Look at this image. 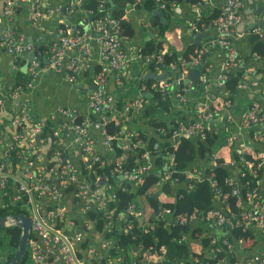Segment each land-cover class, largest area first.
Segmentation results:
<instances>
[{
  "label": "built area",
  "instance_id": "built-area-1",
  "mask_svg": "<svg viewBox=\"0 0 264 264\" xmlns=\"http://www.w3.org/2000/svg\"><path fill=\"white\" fill-rule=\"evenodd\" d=\"M26 1L33 3L32 15L37 19L54 17L58 20L54 40L43 48L40 57L36 55L27 63L28 82L24 86L18 85L11 89L10 96L0 88V111L8 112V125L13 128L11 132L8 129L6 134L0 127V197L4 206L8 203L10 206H17L22 210L21 214L32 219L26 264H125L123 257L126 254L130 260L127 264H136L137 258L144 262L158 261L165 253L164 245L144 246L141 242L132 243L127 251L119 249L112 253L110 248L113 241L104 238L103 232H96L99 237L90 242L86 236L92 232L93 224L86 217L87 211L103 213L106 232L111 228H119L126 233L131 231V239L135 242L141 235L152 232L158 222H163L167 229L174 225H187L193 227L195 231V221L199 218L226 230L237 227L243 230L249 228L264 230V188L260 189L258 186L264 153L256 151L253 147L264 144V71L258 78L255 76L246 78L244 74L241 75L233 89L226 86L228 76L243 64V59L238 56L233 44L240 36L237 24L242 18L243 0H223L215 7L218 8L219 14L211 20L209 26L199 20L203 15L211 13L213 9L210 7L211 0H198L188 5L187 10L178 13L176 11L164 13L162 10H166V3L158 2L157 8L163 12V16L165 14L164 17L174 26L186 27L191 38L201 32H211L210 36L201 38L200 43L192 48L188 58L176 54V60L165 67H162L161 51L158 50L142 59L138 53L139 46L130 44L126 47L125 44L131 40L120 36L118 21L109 14L91 22L88 15L93 14V10L81 9L84 12L75 22L65 23L63 18L77 12L74 7H70L62 14V6L69 0L62 2L4 0L1 9L3 17L9 21L14 15L15 6ZM105 1L100 0L98 9L104 8ZM81 2L74 0L77 8H81ZM171 5L180 7L174 3ZM77 21H80L81 25L78 26ZM141 26L146 29L144 33L148 34L147 19L141 22ZM84 27L91 28L92 32L90 29L85 30ZM252 31L259 36L264 35L260 26L253 27ZM94 32L97 34L96 37L93 35ZM0 35V47L14 59L35 52L34 45L25 42L11 23L1 27ZM67 50L74 53L66 55ZM213 50L222 52L221 68L216 74L213 72L215 65L206 59V54ZM94 53H97L99 63L97 70L92 64ZM132 53L137 54L143 67H147L148 71L160 74L167 69L174 72L175 77L153 79L150 85H140L138 95L127 102L125 112L120 114V110L115 109V95L108 91L107 86L113 83L117 88L132 79L130 72ZM251 55L256 58L262 57L256 52H252ZM43 58L47 59L46 64L41 63ZM147 61L153 62L152 68L148 66ZM44 67L62 74L69 84L78 83L81 73L93 72L91 79L96 88L88 91L86 95L87 114L84 118L79 116L80 121L75 117V108L61 105L51 115L53 117L45 122H37L31 117L30 103L23 99L22 94L32 89L35 78ZM15 68L17 66H14ZM191 71L199 73L197 86L201 92V96L192 106L189 102L186 104L183 101L184 95L189 92L188 88L195 85L189 76ZM141 73L140 77L143 76ZM150 89L167 96L171 103L169 111L159 109L154 118L159 124L157 126L159 133L162 136H169L173 149L178 145L177 138L181 136L196 139L204 137L207 131L213 130L214 133L213 123L220 113L230 112V108L238 101L237 98L242 92L250 94L248 100H244L245 106L240 122L236 124L235 129L225 127L224 140L220 145L221 151L227 155L221 156L225 167L235 168L237 176L244 177L248 174L250 178L239 183L234 176H227L224 183L230 190L223 192L212 174L208 177V183L216 205L200 214L174 213L170 207L164 206L152 219L147 220L143 216L142 206L136 201L128 202L123 209L116 210L115 189L124 190L122 182L133 186H139L143 182L147 173L154 169L153 152L159 149L157 142L153 144L152 149L145 148L135 158L131 168H124L123 156L120 155L114 156L113 165L109 167L107 174L98 172L107 165V159L102 158L96 151L95 136L90 131L91 127L98 129L105 151L109 150L112 137L104 128L106 118H112L118 124L127 123L134 116L143 115L147 103L145 97L148 98ZM11 100H14L13 105H10ZM92 116L95 119H92ZM226 119L229 120V116ZM44 124L48 125L49 136L53 137V142L69 138V147L48 150V147L41 144ZM125 133L126 136L131 134L130 129L126 128ZM218 135L220 137L221 133L215 134L211 146L218 141ZM127 139L126 137L123 140V150L127 148ZM58 143L61 144L60 141ZM138 145L143 144L138 141L132 147L136 149ZM16 147L19 148L15 152L19 159L14 162L12 153ZM45 148L47 152L44 151ZM166 155L169 157V165L161 172L156 185L166 181L178 182L189 191L194 187L193 179L206 178L203 175L204 167L201 165H188L182 171L185 177L183 182L179 181L178 177L171 178L174 172L173 161L170 152L166 151ZM246 155L251 158H247ZM215 158H218L217 151L212 150L209 159L214 163ZM103 178L106 179V183L102 182ZM251 180H256V185L249 186ZM232 197H236V204L238 201H244L246 207L238 206L240 211L231 217L228 214V200ZM129 217L135 223L128 220ZM203 234L195 231V241L199 240L200 243ZM208 236L209 245L202 246V252H195L196 255L191 258L192 264L206 263V260L211 258H214V264H231L230 253L236 238L230 241L226 235ZM178 241L194 243L186 234H181ZM244 264H264V249L251 254Z\"/></svg>",
  "mask_w": 264,
  "mask_h": 264
},
{
  "label": "trees",
  "instance_id": "trees-1",
  "mask_svg": "<svg viewBox=\"0 0 264 264\" xmlns=\"http://www.w3.org/2000/svg\"><path fill=\"white\" fill-rule=\"evenodd\" d=\"M81 8H77L74 4V0H69L67 4L62 6V14L66 12L70 7H74V10L79 12L81 9H92L93 14H89L88 17L91 19V22L94 20L102 17L105 14H109L113 19L118 21L120 36L127 37L129 40H133V38L137 37V30L136 24L134 23L133 19L128 17L127 10L128 8L133 5L139 10H143L144 12L148 13L150 16L148 18L149 26L147 30L150 32V37L148 40L144 41L140 48L138 49V53L141 55L142 59L147 57L148 55L154 54L158 50L162 52L163 60H162V67L167 66L168 64L174 62L177 58V55L172 50H169L167 44L165 43V36L166 31L170 30L171 24L168 20V23H164L161 21L160 17L153 13V10L157 7L156 0H111L113 5H110L109 0L104 2V8L98 9V4L100 0H81ZM158 2H165L166 3V10H162L164 13H171L176 11L178 13L179 8L183 10L186 9L187 5H191L196 3L198 0H157ZM171 3L176 5H180V7L176 8V6H172ZM79 6V7H80ZM180 12V11H179ZM219 14L218 8H213L211 13L208 15H203L199 22H204L205 25L209 26L210 22L213 18L217 17ZM87 17V18H88ZM77 25H81L80 21H77ZM210 29V27H209ZM146 30V29H144ZM211 30V29H210ZM264 31V27L262 29ZM246 38L248 40L249 46H251V52H256L262 56H264V37H260L258 34L251 32V30L247 33ZM198 43L190 42L185 49L182 51V56L184 58H188L189 52H191L192 48L196 46ZM35 53L38 57H40V52L43 50L44 47L39 45H35ZM264 58V57H263ZM18 65L20 66L16 76L15 82L11 89L14 87L21 85L24 86L29 77L27 73H23L21 67L24 64V61H17ZM41 63L44 64L43 59H41ZM148 63V61H147ZM148 66L152 68L153 62L148 63ZM98 67L95 68L97 70ZM243 67L239 65L236 69L233 70L232 74L228 76L226 80V86H232L239 78L241 73L243 72ZM154 81L153 79L145 78L144 76L140 77V85H150V83ZM236 84V83H235ZM108 91L111 92L110 87H108ZM147 103L143 110V115L134 116L136 118H148V128H152L153 133L157 134V136L153 134H148L141 130V128L137 127L135 124V119L132 118L130 122L127 123H118L116 124L112 118H106V122L104 124V128L108 135L112 137L110 140V151L113 156H123V166L124 168H131L134 164L135 158L145 150V148L152 149L154 143H158L159 149L153 152V167L154 169L149 171L147 175L144 177L143 182L139 184V186L134 187L132 184H127L122 182V187H125L124 190L120 188H116L114 193L116 194L114 200V206L116 210L123 209L128 202H148L151 206V217L152 219L157 210L164 206L170 207L174 213H184L186 215L189 214H200L204 210L215 206L216 202L213 197L211 188L208 183V177L213 174V178L216 179L218 186L222 189L223 192H227L230 188L224 183V179L227 176H232L234 173L225 167L223 160L221 159V154H218V158L214 159V163H212L209 159L210 154L212 153L211 145L214 143L215 134L213 130L207 131L204 137L199 138H187L181 136L177 138L178 145L176 148L171 147V141L169 136H162L159 133L157 124L155 122V116L157 115V110L163 109L169 111V100L167 96H163L161 93L156 91L155 89H150V93L147 96ZM121 99H115V109H121ZM92 119H95L92 116ZM78 121L81 119L76 118ZM134 119V120H133ZM151 121H153V125H151ZM128 123H132L128 125ZM130 127V133L128 136L125 134V130L127 127ZM127 148L124 150L122 146L124 145L123 140L125 138ZM138 141L142 142V146H136V149L132 147L133 144L137 143ZM19 149L16 147L14 152L12 153V160L18 161V157L16 156V151ZM166 151L171 153L173 166L172 169L174 172L172 173L171 178L178 177L179 181L183 182L184 174L182 171L188 165H201L204 167V177L203 179L195 178L193 179L194 187L191 190H186L183 186L182 188H176L175 192V200L172 203H162L156 197L155 193L151 191L153 187H155L156 183L159 181L160 176L156 175L157 171H163L164 162H167L169 165V157L166 155ZM108 154H104L103 158L107 159V165L104 166L102 169L98 170V172L102 174H107L109 167L113 165L114 157L107 156ZM247 158H251L249 155H246ZM260 159L257 161L259 162ZM255 164L257 162L253 160ZM161 175V174H160ZM250 175L246 174L244 177L235 176V179L241 183L247 181ZM256 180H251L248 184L249 186L256 185ZM113 184V182H111ZM172 184H181L178 182H171L166 181L164 184L161 185L160 190L165 193H172ZM26 198V196H24ZM139 199V201H138ZM71 202V201H70ZM229 212L228 214L232 217L240 211L239 207L236 204V197L229 198ZM22 212V210L17 206H10L8 203L7 206H0V217H4L10 214H18ZM145 213V212H144ZM86 217L89 219L90 223L93 224L92 232L87 234L86 238L93 242L96 240L95 233L96 232H103L104 238H109L113 241L112 246L110 248V252L115 253L119 249L127 251L128 247L132 244L142 243L144 246H148L149 244H153L157 247L164 245L165 246V253L158 261H151V262H144L141 261L139 258L136 259V264H192L191 258L196 255V253L190 248L188 242H179L178 239L181 234H186L189 237V240L194 239V229L193 227L186 226H179L174 225L167 229L163 222H158L157 227L148 234L141 235L137 241H133L131 239V231L128 233L124 232L121 229H114L111 228L110 231H105V219L103 218L102 212H92L87 211ZM146 215V214H145ZM149 217V216H148ZM133 223L135 221L132 218H128ZM125 223V220L122 221ZM226 230V229H225ZM0 231L4 232L6 239L8 241L9 246L11 247V252L7 256V259L3 264H8L10 259L13 256L14 250L18 245L19 238L21 235V228L16 225H10L4 228H1ZM228 231V232H227ZM226 236L230 241H233L235 238L240 239L242 241H246L247 239H253L254 234L249 230H243L241 227H237L236 229H228L226 230ZM210 238L209 236H204L200 238V244L203 247H207L209 245ZM192 250V251H191ZM28 261V253L26 252L22 264H26ZM123 262L125 264L129 263L130 260L127 257V254L123 257ZM202 264H214V258L210 260H206V263L203 262Z\"/></svg>",
  "mask_w": 264,
  "mask_h": 264
},
{
  "label": "crops",
  "instance_id": "crops-1",
  "mask_svg": "<svg viewBox=\"0 0 264 264\" xmlns=\"http://www.w3.org/2000/svg\"><path fill=\"white\" fill-rule=\"evenodd\" d=\"M3 1L0 0V29L1 27L12 24L14 29L18 32L20 37L24 38L25 42L32 43L34 45V51L36 49L35 45H39L41 47H46L47 44L52 42L54 40V37H56L55 33V27L57 26V19L53 17V19H37L35 16L32 15V6L33 3L26 1L19 3L14 8V15L12 18L7 21L1 12ZM55 2H62L65 0H54ZM223 0H211V8L218 7L220 3H222ZM43 6V3H42ZM188 5L185 10H187ZM261 8V9H260ZM179 8V11H185ZM128 17L130 19L132 18L134 23L136 24V30H137V37L133 38V40L126 43V47L132 44V46H141L142 43L149 39L150 33L145 34L144 29L141 26V22L145 21L149 18V14L144 12L142 9L139 10L136 7L133 8V6H130L128 8ZM208 14V13H206ZM166 17V15L164 14ZM69 17L74 18L73 21L69 19ZM164 17V18H165ZM183 17V16H182ZM59 19V16H57ZM78 18L77 14L73 15H67L64 19V22H75ZM166 19V18H165ZM260 20H262V24H260ZM171 24L170 30L166 31L165 36V43L167 46L172 49L173 52H175L177 55H181L182 51L185 49V46L190 44V42H195L194 38L197 36H194L191 38L189 32L187 31L186 27L181 26H174ZM255 26H260L262 29L264 27V1L261 0H243V7H242V18L240 22L237 24V32L240 34L238 38H236L233 42L234 47L238 53V56L243 59V64L241 66L243 67V72L241 75L244 74V77H260L263 74L264 71V56L261 58H256L253 55H251V46L248 44V40L246 38L247 33ZM181 28V29H179ZM89 29V28H87ZM92 32V29L89 30ZM205 36H210L211 32H204ZM255 33V32H253ZM93 35L96 37V32L93 33ZM146 36V38L144 37ZM264 37V35L260 36ZM1 39V35H0ZM201 40V39H200ZM196 43V42H195ZM200 43V42H199ZM74 52L72 50H67L66 55H72ZM29 54V53H28ZM28 54L24 56H20L17 59L12 58L9 54H7L3 48L0 47V88L3 89L4 93H6L8 96H10L9 92L11 91V88L15 82V76L19 69V65L17 61H24L23 66L21 67V70L23 69L24 65L26 64L28 60ZM206 59L213 63L215 65L214 67V74H216L222 64V52L219 50H213L212 52L206 54ZM44 64L47 63V59L43 60ZM92 64L94 66V69L98 67V61H97V53H94L92 56ZM14 66H17V68L14 69ZM23 73H26V71L22 70ZM168 74L171 73L173 75L168 76L167 78H173L175 77V73L169 70H164ZM130 72L132 73V79L130 81H125L121 86L115 88L114 84L111 83L108 87H110L111 92L115 95V98L121 99V109L120 114L124 113V107L126 106L127 102L138 95L140 90V73L143 72V76H145L148 73H151V71L147 70V67H143L141 59L137 56V54L132 53V60H131V66H130ZM148 72V73H147ZM163 72V71H162ZM161 72V73H162ZM93 72H83L79 75L78 83L69 84L65 77L50 69H45L40 73V75L35 78L34 84L32 89L28 90L27 92L23 93V99L27 100L30 104V115L33 119H36L37 122H45L52 118V114H54L56 108L61 106H66L70 108H75L76 110V118L85 117L87 114V93L92 89V85L88 82L83 81L85 77H89L91 82H94L91 79V75ZM240 75V76H241ZM213 78V77H212ZM112 81V79L110 78ZM238 81V80H237ZM236 81V82H237ZM235 82V83H236ZM235 83L232 86H228V88L233 89L235 86ZM78 86L86 89V91H83ZM189 92L184 95L183 101L186 102V104H189L192 106L193 103L201 96V92L199 91V86H190ZM169 97H172L171 95H168ZM250 96V94L241 93V95L237 98L238 101L234 102V105L230 108V112H222L217 117V119L213 123V129L214 134L221 133V136H217L218 141L211 146L212 150L214 152L217 151V155L221 154L222 156L227 157V155L221 151L220 145L222 144L224 140V133H225V127L230 129H235L236 124L241 120V114L243 107L245 106L244 100H248L247 98ZM236 99V98H235ZM174 101V99H172ZM14 104V100L10 101V105ZM171 107V103L169 105V108ZM11 111V110H9ZM8 112L0 111V121L1 123H4L6 125L9 124L8 121ZM5 116H7L5 118ZM227 116H229V120H227ZM136 118V117H132ZM131 118V119H132ZM57 119V117H56ZM130 119V120H131ZM133 119V120H134ZM231 121V123H230ZM130 122V121H129ZM0 123V124H1ZM149 120L148 118H136L135 124L137 127L141 128L142 131L147 132L148 134H153L157 136V134L153 133L152 128H148ZM4 124H1V129L7 134V130L9 129V132L13 130L11 126H3ZM132 123H128L130 125ZM153 121H151V125H153ZM127 128H130L129 126ZM91 133L95 136V144H96V151L99 152V155L102 156L104 154H108L107 156H112V153L109 150L105 151L104 145L102 144V140L100 138L98 129H95L91 127L90 129ZM50 129L47 124H44L42 127V138L43 144L45 147H48L47 149L50 150L51 148H54L55 150L62 149V148H68L70 145V139L69 138H63L62 140H56L53 142V137L49 136ZM7 138H10L7 136ZM58 141L61 142V144L58 143ZM52 142V143H51ZM254 149L256 151L264 153V144H257L253 145ZM44 151L47 152L46 148ZM200 166V165H197ZM228 169L231 171V173H234L232 176H237V170L232 167H228ZM103 183H106V181H102ZM164 184V183H163ZM133 185V184H132ZM162 184H157L155 187L151 189L153 193H155V197L162 203H172L175 200V192L176 188H182L183 184H172L173 186L172 193H165L160 190ZM258 186L260 189L264 188V160H263V166L261 170V177L260 181L258 182ZM136 187V186H134ZM139 201V199H138ZM137 202V201H136ZM142 206L143 210V216L145 219H149L151 216V206L148 204V202H137ZM0 206H4V202H2V199L0 197ZM237 206L246 207V204L244 201H238ZM145 212V213H144ZM146 214V215H145ZM149 216V217H148ZM196 230L200 231L203 234L202 237L207 235H213L216 237H222L223 235H226V230L221 229L219 227L213 226L211 223L205 221L204 219H197L196 221ZM249 231H251L254 234V238L247 239L246 241H242L240 239H236L233 241V250L232 253H230V260L231 264H244L246 259L253 253H258L264 249V230H259L256 228H249ZM228 232V231H227ZM99 237L98 234L95 233V238L97 239ZM201 237V238H202ZM194 243L190 242L189 246L194 252H202V245L199 243V240L193 241ZM197 243V244H195ZM200 244V245H199ZM11 252V247L8 244V241L6 239V236L4 235L3 231H0V264H3L5 260L7 259V256Z\"/></svg>",
  "mask_w": 264,
  "mask_h": 264
},
{
  "label": "water",
  "instance_id": "water-1",
  "mask_svg": "<svg viewBox=\"0 0 264 264\" xmlns=\"http://www.w3.org/2000/svg\"><path fill=\"white\" fill-rule=\"evenodd\" d=\"M110 5L112 6L113 3L111 0H109ZM156 4H158V1L156 0ZM261 9V8H260ZM179 11V10H178ZM153 13L158 15L161 19L162 22L164 23H168V20L164 18L163 16V12L158 9L157 7L153 10ZM70 20L73 21L74 18L69 17ZM67 22V20H66ZM260 24L263 25L262 20L259 21ZM73 27H75V25H73ZM91 30V28H89ZM205 36L204 32H201L200 34H198L195 38L194 41L196 43L200 42V39ZM36 56L35 52H30L28 54V60L26 62V64L24 65L23 69L24 71H26V67H27V63L32 60L34 57ZM43 60H45V58H43ZM173 75L171 73H167L166 71H163L160 74H156L154 72L148 73L146 74L144 77L145 78H149V79H154V80H163L165 78H167L168 76ZM190 78L194 81V84L197 85L199 83V73L197 71H191L189 74ZM85 82H88L89 84L92 85V89L96 88V85L91 82V80L89 79V77H85V79L83 80ZM80 89H82L83 91H86V89L78 86ZM187 138L191 139L190 136H186ZM166 169V162H164V166H163V170ZM161 171H157L156 175L160 176ZM102 181H106L105 178L102 179ZM160 209V208H159ZM159 209L157 210L156 213L159 212ZM31 217L25 214H10L4 217H0V229L10 226V225H16L19 226L21 228V235L19 238V242L17 247L14 250L13 256L10 259V261L8 262V264H22L23 262V258L27 252V245H28V241H29V237H30V229H31Z\"/></svg>",
  "mask_w": 264,
  "mask_h": 264
},
{
  "label": "rangeland",
  "instance_id": "rangeland-1",
  "mask_svg": "<svg viewBox=\"0 0 264 264\" xmlns=\"http://www.w3.org/2000/svg\"><path fill=\"white\" fill-rule=\"evenodd\" d=\"M83 10H81L80 12H76L75 14H77L78 16H80L81 14H83ZM85 30H87V27H84ZM146 38V36H144ZM30 214V213H29Z\"/></svg>",
  "mask_w": 264,
  "mask_h": 264
},
{
  "label": "clouds",
  "instance_id": "clouds-1",
  "mask_svg": "<svg viewBox=\"0 0 264 264\" xmlns=\"http://www.w3.org/2000/svg\"><path fill=\"white\" fill-rule=\"evenodd\" d=\"M66 23H68V22H66ZM150 33V32H149ZM167 165H168V163H167ZM166 168H167V166H166ZM165 170V169H164ZM18 214H20V213H18Z\"/></svg>",
  "mask_w": 264,
  "mask_h": 264
}]
</instances>
